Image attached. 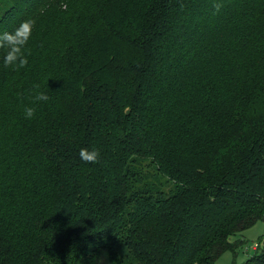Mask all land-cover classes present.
Here are the masks:
<instances>
[{
  "label": "trees",
  "instance_id": "trees-1",
  "mask_svg": "<svg viewBox=\"0 0 264 264\" xmlns=\"http://www.w3.org/2000/svg\"><path fill=\"white\" fill-rule=\"evenodd\" d=\"M28 18V65L0 60V264L235 254L264 222V0H0V33Z\"/></svg>",
  "mask_w": 264,
  "mask_h": 264
},
{
  "label": "clouds",
  "instance_id": "clouds-1",
  "mask_svg": "<svg viewBox=\"0 0 264 264\" xmlns=\"http://www.w3.org/2000/svg\"><path fill=\"white\" fill-rule=\"evenodd\" d=\"M222 7L221 4L217 3L214 5V14L218 12ZM35 20L28 18L22 21L12 32L0 33V49H6V53L3 57H0L4 67H12L14 70L25 68L28 65V59L24 53L25 46L32 35V29L35 25ZM30 54V52H29ZM40 85L34 84L33 91L30 94L31 103L36 104L40 101H47L49 97L39 91ZM36 108L25 106L24 116L25 119H32L35 116ZM100 153L95 148H81L79 151V158L82 162L88 164H96L99 162Z\"/></svg>",
  "mask_w": 264,
  "mask_h": 264
},
{
  "label": "rangeland",
  "instance_id": "rangeland-1",
  "mask_svg": "<svg viewBox=\"0 0 264 264\" xmlns=\"http://www.w3.org/2000/svg\"><path fill=\"white\" fill-rule=\"evenodd\" d=\"M234 239L243 240V245L237 249L235 254L231 252L222 254L216 264H244L255 253L250 248L245 250L247 246L251 247L255 244H259L261 248L264 245V222H257L242 234L236 235L232 240ZM99 261L100 264H108L105 250L101 251Z\"/></svg>",
  "mask_w": 264,
  "mask_h": 264
},
{
  "label": "built area",
  "instance_id": "built-area-1",
  "mask_svg": "<svg viewBox=\"0 0 264 264\" xmlns=\"http://www.w3.org/2000/svg\"><path fill=\"white\" fill-rule=\"evenodd\" d=\"M249 248L252 249L255 252V251H257L260 248V245L259 244H255V245H253L251 247L247 246L245 250H247Z\"/></svg>",
  "mask_w": 264,
  "mask_h": 264
}]
</instances>
